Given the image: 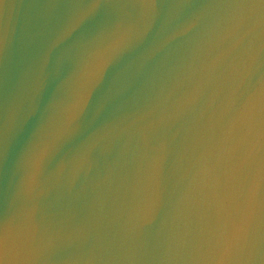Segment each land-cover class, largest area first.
Listing matches in <instances>:
<instances>
[{"label":"water","instance_id":"95a60500","mask_svg":"<svg viewBox=\"0 0 264 264\" xmlns=\"http://www.w3.org/2000/svg\"><path fill=\"white\" fill-rule=\"evenodd\" d=\"M0 264H264V0H0Z\"/></svg>","mask_w":264,"mask_h":264}]
</instances>
